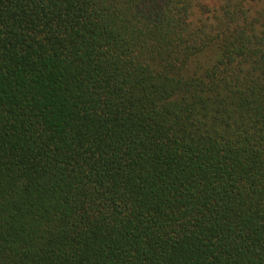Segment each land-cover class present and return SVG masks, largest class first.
I'll list each match as a JSON object with an SVG mask.
<instances>
[{"label":"trees","instance_id":"1","mask_svg":"<svg viewBox=\"0 0 264 264\" xmlns=\"http://www.w3.org/2000/svg\"><path fill=\"white\" fill-rule=\"evenodd\" d=\"M0 264H264V0H0Z\"/></svg>","mask_w":264,"mask_h":264}]
</instances>
